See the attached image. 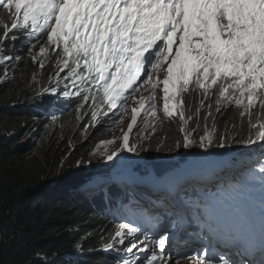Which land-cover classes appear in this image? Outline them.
Here are the masks:
<instances>
[{
    "label": "snow or ice",
    "instance_id": "1",
    "mask_svg": "<svg viewBox=\"0 0 264 264\" xmlns=\"http://www.w3.org/2000/svg\"><path fill=\"white\" fill-rule=\"evenodd\" d=\"M0 9L10 17L0 19V65L20 59L7 53L9 42L14 51L17 40L35 37L38 41L46 35L55 56L56 81L51 94L60 95L57 89L65 82L63 97H79L83 101L80 108L92 101V122H97L103 105L108 111L118 106L124 111L129 98L138 105L131 108V122L119 147L106 153L108 161L123 151H137L138 143H130L129 133L142 109L157 117V88L162 84L163 114L173 119L179 116L184 148L196 143L210 148L217 116L230 107L237 109L241 127L246 118L250 133L239 142L260 146L259 179L264 183V0H0ZM15 31H23L25 37L14 35ZM39 52L53 58L48 47L41 46ZM31 58L44 67L42 58L36 54ZM159 73L162 81L154 75ZM143 85L150 86L149 95L136 99ZM190 121L195 128L187 127ZM202 123L203 135L197 141L193 133ZM230 131L235 127L226 125L218 147L227 145ZM204 211L233 214L228 205H205ZM169 214L174 210L165 208L163 215ZM261 215L264 218V211ZM231 238L236 239L234 234ZM112 239L115 243L107 244L105 250L118 251L119 244L132 257L122 264H178L177 257L191 258L188 252L173 255L171 233L163 225L160 231L141 232L122 223ZM190 251L196 256L193 264H236L226 258V251L207 246ZM240 264L253 262L242 259Z\"/></svg>",
    "mask_w": 264,
    "mask_h": 264
},
{
    "label": "trees",
    "instance_id": "2",
    "mask_svg": "<svg viewBox=\"0 0 264 264\" xmlns=\"http://www.w3.org/2000/svg\"><path fill=\"white\" fill-rule=\"evenodd\" d=\"M0 19H10L3 9H0ZM13 34L25 37L23 31ZM36 41L35 37L17 40L14 51L9 42L7 53L20 59L0 65V264H119L120 256L115 250H105V246L115 243L112 237L118 223L129 216L133 220L128 224L138 227L142 220L135 214L132 201L124 204V197H134V186L144 185L147 179L173 170L175 179H193V183L199 184L198 189L193 187L189 193L191 199L187 206L194 212L190 219L194 223L203 214L209 222L212 219L220 221L222 216L246 214L254 203L264 199V185L259 179L261 164L257 158L260 146L239 142L250 134L247 119L241 127L238 110L231 107L222 116H217V131L213 133L214 142L210 148H200L198 143L193 144L192 149L187 148L192 154L204 150L203 153L223 157L224 165L236 167V173L227 181H203L208 177L215 179L218 170L210 166L209 155L202 153L194 157L180 150L183 133L180 132L179 116L165 117L162 101L157 106V117L160 120L162 117L163 125H167L158 138L163 144L153 155L156 157L160 150L166 149L171 157L165 163L149 164L147 156L144 161V151L150 155L154 149L148 153L146 148H137L135 153L141 159L133 158V167L129 171L115 169L114 165L87 166L88 154L82 156L80 146L75 150L71 148L73 142L77 144L78 139L80 142L79 127L88 126L90 113L86 105V109L78 107L83 102L79 97L44 93V89L55 86V56L48 44L46 47L53 58L49 60L44 54L38 55ZM32 54L44 60L43 68L31 58ZM64 75L66 72L60 73L61 77ZM101 107L104 109L98 115V124L103 123V113L112 116L107 105ZM113 110L121 113L120 108ZM226 125L229 129L234 126L235 131L228 133L225 147H218L217 140L219 135L225 134ZM208 126L211 131V120ZM187 127L192 129L196 125L190 121ZM203 127L202 123L193 133L197 141L203 135ZM177 143L181 146L177 147ZM253 148L256 150L252 154ZM247 153L253 155L250 162L254 164L249 168L243 167ZM157 165H161L160 171ZM111 179H114L113 185L105 183ZM147 196L144 191L140 200ZM200 204L228 205L233 214H209L200 208ZM179 220L187 222L188 213ZM119 247L117 244L116 249Z\"/></svg>",
    "mask_w": 264,
    "mask_h": 264
},
{
    "label": "rangeland",
    "instance_id": "3",
    "mask_svg": "<svg viewBox=\"0 0 264 264\" xmlns=\"http://www.w3.org/2000/svg\"><path fill=\"white\" fill-rule=\"evenodd\" d=\"M42 39H47V36L42 35L41 38H39V40L36 41L37 42L36 52L38 55H41L39 52L40 47L41 46L46 47V45H47V40L41 41ZM165 67H166V65H165ZM154 75L158 76L159 79L162 81V78H163L162 73L154 74ZM64 83L65 82L62 81L60 87L57 89V92L60 93V95H57V97L63 96L62 90L64 87ZM149 90H150V86H146V87L143 86L141 91L137 92L136 99H138L141 94H143L145 96L149 95ZM69 91L74 92L76 90L69 87ZM94 92H95V89H94ZM49 93H50V89H49ZM99 94H102V91H100ZM157 96H158V100H157V106H158L159 103L162 101V84L159 85L157 88ZM69 97H77V96H69ZM69 97H66V98H69ZM91 103H92V101H89L87 104H85L87 106L88 113H90L92 111ZM147 104H148V102L146 101V108H147ZM86 106H84L85 109H86ZM123 107H124V111H122L120 114L114 112V115L111 117L105 116L103 119V123H101V124H98V118H97V122L90 121V123L88 124V126L86 128L79 127V128H81L80 134H81L82 138L80 139L79 143H78L79 139L77 140V144L75 142H73L74 146L71 148V150H75L77 147L80 146L79 152H81V155L83 156L86 153L89 156V161L87 163V166L91 167L92 165L93 166H95V165H99V166L106 165V166L112 167L114 165V166H116L115 169L120 168L124 171H129L133 167V165H131L134 161L133 158L137 159V160L141 159V157L139 156L138 153H129L127 151L121 152L117 157H114V159L112 161H108L106 159V153H110L111 151L117 149L119 147L120 143L122 142L121 138H122L123 133L128 131L127 125H128V123L131 122V108L132 107H138V106H136L134 103H132V100H130V102L129 103L127 102L126 104H124ZM103 109L104 108L100 107L99 111L102 112ZM113 120H116V123H113ZM137 121H138L137 125H135L133 127V131L131 133H129L130 143H138L137 148H146V149H148V153L151 151V149L152 150L154 149V151L150 152L151 153L150 155H146L147 152L144 151V161H145V157L147 156L148 158L146 161H148L149 164L154 166L158 163H165L167 161L166 159L168 157H171V156H169V153L166 152V149L160 150V152L157 153L156 157L153 155V153L157 152V150H159L160 145L163 144L161 141H160V143L158 142V138H160L162 136V134L165 132V128H166L167 123L163 125L162 117H161V120L159 119V117L153 118L150 115V111L146 113L145 110H143V109L141 110V115L138 116ZM142 121H144V122H142ZM40 124L41 123L37 124V126L34 128L33 134H35L37 132V130H38L37 127ZM54 130H56V129L54 128ZM51 140H53V137ZM104 141H113V143H111V144L102 143ZM189 148L192 149L191 147H189ZM190 149L187 150V148L182 147L180 150H182L185 153H190L194 157L195 156L199 157L204 152V150H200L199 152H201V153H199L198 155H194V154H192ZM139 151H140V149H138V152ZM192 151H198V150H192ZM208 154H209V152L203 153V155H208ZM81 155H79L80 158L82 157ZM215 160H220V162H218L214 166L220 167L222 165L221 159L215 158ZM78 161L81 163L80 159ZM159 161H162V162H159ZM157 166L159 167L158 171H160L161 165H157ZM235 172H236V168H225V170L222 173L223 175H221V173H219V175H217V180L220 181L223 178H225V180H227L228 177L232 176ZM135 173L136 172H133L132 174H135ZM210 179H213V178H210ZM111 180H114V179H111ZM114 182H116V181H114ZM177 182L178 181H175V183H177ZM105 183L107 184V181ZM98 186H100V185H98ZM97 187L95 186V190L98 189ZM150 206H152V205H150ZM118 225H119V223H118ZM109 231L110 230H108V232ZM114 232H115V230L113 228L112 234ZM141 237H142V235L139 236L140 239H141ZM126 244H127V240H126ZM120 253H121V255H123L125 260H132V257L131 256L129 257V254H127L123 250V248L121 249ZM187 261L188 260L185 259L182 264H193V260L190 262H187ZM122 262H123V260L122 261L119 260L120 264H122Z\"/></svg>",
    "mask_w": 264,
    "mask_h": 264
},
{
    "label": "bare ground",
    "instance_id": "4",
    "mask_svg": "<svg viewBox=\"0 0 264 264\" xmlns=\"http://www.w3.org/2000/svg\"><path fill=\"white\" fill-rule=\"evenodd\" d=\"M45 37V36H44ZM75 103V102H74ZM73 103V104H74ZM114 112H115V110H112L111 111V114L110 115H114ZM62 115V114H61ZM254 150H256V148H253L252 149V154H253V152H254ZM153 153V152H152ZM194 155H198V154H194ZM253 156V155H252ZM252 156L249 154V153H247L245 156H244V162H246L245 164H244V166L243 167H247V168H249V164H250V161H251V159H252ZM259 159V161H260V159L261 158H258ZM257 159V160H258ZM107 182H110V184L111 185H113L112 183H113V181L112 180H108ZM114 184L116 185V182H114ZM118 184V183H117ZM99 187V186H98ZM97 187V188H98ZM108 187V186H107ZM208 187H209V185H208ZM207 187H204L203 189H206ZM99 192H101V191H99ZM100 196V195H99ZM101 198V197H100ZM204 206H205V204H200V208L202 209V210H204ZM97 207V206H96ZM162 209V206L160 205V204H155V205H153L152 206V208H151V214L153 213V212H155V211H159V210H161ZM148 214V213H147ZM149 215V214H148ZM147 215V216H148ZM207 218V215L206 214H203V216H202V218L200 219V220H198L197 221V223H196V225H195V229H197L198 228V226H199V224L203 221V220H205ZM150 223L148 222V225H149ZM218 225H220V221L219 220H215L214 221V224H213V226H218ZM213 233L214 232H216V230H213L212 231ZM210 234V231H208L207 229H205L204 230V233H203V237H204V240L205 241H203V242H201V244H203V243H205L206 245L208 244V241L206 240V238L208 237V235ZM197 235V232L194 234V236H196ZM187 240H184L183 242H186ZM192 248H194V246L192 247ZM191 248V249H192ZM193 255V252L189 255V257H191ZM196 259V258H195ZM187 260H189V259H187ZM194 260V259H193ZM110 262V261H109ZM108 262V263H109ZM112 264V263H111Z\"/></svg>",
    "mask_w": 264,
    "mask_h": 264
}]
</instances>
